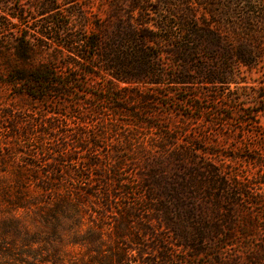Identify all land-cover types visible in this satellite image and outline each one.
Wrapping results in <instances>:
<instances>
[{"label": "trees", "instance_id": "1", "mask_svg": "<svg viewBox=\"0 0 264 264\" xmlns=\"http://www.w3.org/2000/svg\"><path fill=\"white\" fill-rule=\"evenodd\" d=\"M263 1L104 0L106 17L89 24L82 13L77 35L67 24L52 31L61 42L47 57L16 40L0 83L50 109L0 110V264H264V155L251 159L259 175L228 183L186 160L193 141L180 149V127L154 108L250 67L264 32L248 12L235 18ZM81 92L95 102H84L89 115L134 121L90 134L78 119L69 134ZM263 97L242 116L264 114Z\"/></svg>", "mask_w": 264, "mask_h": 264}, {"label": "rangeland", "instance_id": "2", "mask_svg": "<svg viewBox=\"0 0 264 264\" xmlns=\"http://www.w3.org/2000/svg\"><path fill=\"white\" fill-rule=\"evenodd\" d=\"M107 9L104 0H89L87 5L84 1L76 3L69 0H0V78L4 79L6 67L11 62L12 46H15L16 40L23 35L35 46L40 45L41 51L47 57L61 42L52 31L67 24L77 35L80 27L85 23L81 17L82 13L86 14L87 22L90 24L100 16L105 18ZM215 9H219L217 5ZM207 10L208 7L205 10V17L209 19ZM245 12H248L253 19L251 25L261 28L264 32V1L259 7L255 6L250 11L247 8L240 11L238 18H235L237 22L245 18ZM227 23L232 22L227 21ZM231 80L233 81L229 84L196 85L194 91L189 90L186 94L178 95L180 99H188L187 103H175L173 98L162 99V103L168 104L169 107L154 108L164 115L159 120L163 126L180 127V130L177 129V132H181L180 149L187 150L186 141H193L190 153L185 156L186 160L202 169L214 167L220 171L221 177L229 180L228 183H234L235 180L247 183L249 178L259 175L263 170L251 159L264 155V145H261L260 141L262 137L256 135V132L264 133V114L260 113L251 121L250 116L243 117L242 113L248 114L250 110L258 109V106L263 107L259 102L264 95V51L250 67L237 68ZM96 83L98 88L103 81L98 80ZM81 90L96 93L92 87ZM80 94L78 98L83 101L79 106H73L75 110L72 109L73 114L70 113L77 118L68 122L69 126L66 130L69 134L76 130L78 119L85 120L90 134L97 132L100 128L99 124L102 123L127 124L134 121L127 115L112 117L105 110L100 116L89 115L90 105H84V102L92 106L95 102L88 95L82 92ZM194 94L201 97L200 103L192 100ZM103 106L107 107L106 104ZM192 106H201L204 111H195ZM7 108L10 110L22 108L31 116L33 113L30 110L39 113L50 109L48 105L36 106L26 98L16 99L14 91L0 83V110ZM222 113L231 119L222 117ZM4 123L0 118V138L8 136ZM110 238L113 241L112 235ZM129 247L128 244L127 249ZM228 254L230 255L231 252L229 251Z\"/></svg>", "mask_w": 264, "mask_h": 264}]
</instances>
